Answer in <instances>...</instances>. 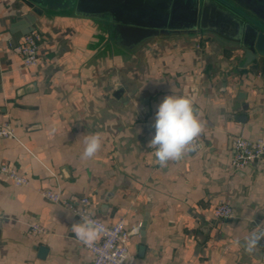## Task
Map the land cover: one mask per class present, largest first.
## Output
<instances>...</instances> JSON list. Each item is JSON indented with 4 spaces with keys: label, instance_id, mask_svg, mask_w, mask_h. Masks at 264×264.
Wrapping results in <instances>:
<instances>
[{
    "label": "crops",
    "instance_id": "0c3cea01",
    "mask_svg": "<svg viewBox=\"0 0 264 264\" xmlns=\"http://www.w3.org/2000/svg\"><path fill=\"white\" fill-rule=\"evenodd\" d=\"M30 26L42 35L41 62L27 68L15 45ZM243 55L215 33L128 51L101 22L37 17L22 0H0V125L14 128L0 137V162L31 181L0 176V264H91L71 231L79 219L39 189L87 196L107 223L125 218L135 264H264V244L249 255L238 243L264 229L263 165L231 166L235 137L264 138V59L246 69ZM171 94L193 99L203 132L194 151L160 167L148 144L157 106ZM97 133L100 150L82 159L85 137ZM223 203L234 217L213 215ZM34 223L46 232L35 234Z\"/></svg>",
    "mask_w": 264,
    "mask_h": 264
},
{
    "label": "water",
    "instance_id": "95a60500",
    "mask_svg": "<svg viewBox=\"0 0 264 264\" xmlns=\"http://www.w3.org/2000/svg\"><path fill=\"white\" fill-rule=\"evenodd\" d=\"M22 1L37 17L70 14L101 22L110 39L128 51L154 38L215 33L237 43L244 51L240 67L247 69L258 59H264V0ZM34 29L30 26L24 34ZM245 95L240 92L241 100ZM244 108L249 105L244 104ZM240 119L245 120L246 116ZM139 247L143 253L145 244ZM47 251L41 245L40 257H45Z\"/></svg>",
    "mask_w": 264,
    "mask_h": 264
},
{
    "label": "built area",
    "instance_id": "2783aa9c",
    "mask_svg": "<svg viewBox=\"0 0 264 264\" xmlns=\"http://www.w3.org/2000/svg\"><path fill=\"white\" fill-rule=\"evenodd\" d=\"M41 37V33L34 29L24 34L15 45L16 51L22 57L24 67L31 68L40 64L39 43ZM13 135L14 128L12 125H0V137ZM195 143L197 146L199 145V137ZM252 161H259L264 167V138L235 137L231 166L235 169H241ZM0 176L17 186H26L31 182L30 178L15 166L4 162H0ZM39 192L46 199L71 210L79 220L82 216H88L105 228L106 231L101 234L100 239L92 247L85 245L91 254V264H135L136 256L129 248L132 233L125 218H120L112 223L105 222L95 214L87 196L73 200L64 196L62 192L53 189H39ZM213 215L216 218H232L235 216V212L230 204L223 203L213 209ZM1 221L2 217L0 216ZM32 230L35 234L46 232L38 223L32 225Z\"/></svg>",
    "mask_w": 264,
    "mask_h": 264
},
{
    "label": "clouds",
    "instance_id": "9594fccd",
    "mask_svg": "<svg viewBox=\"0 0 264 264\" xmlns=\"http://www.w3.org/2000/svg\"><path fill=\"white\" fill-rule=\"evenodd\" d=\"M154 135L148 147L155 149V162L166 167L170 161L180 160L187 152L197 147L196 140L203 132V124L198 119L194 101L186 95H166L157 106L153 124ZM82 159L94 157L101 148L100 134H88L85 137ZM75 237L88 247H92L105 232V228L95 219L82 216L71 226ZM264 242V229L254 230L240 246L249 255Z\"/></svg>",
    "mask_w": 264,
    "mask_h": 264
}]
</instances>
